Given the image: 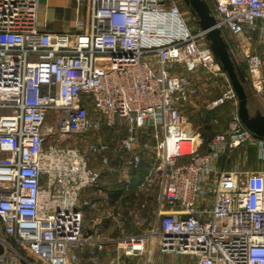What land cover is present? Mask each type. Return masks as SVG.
Masks as SVG:
<instances>
[{
	"label": "built area",
	"instance_id": "2783aa9c",
	"mask_svg": "<svg viewBox=\"0 0 264 264\" xmlns=\"http://www.w3.org/2000/svg\"><path fill=\"white\" fill-rule=\"evenodd\" d=\"M74 1L76 31L51 32L40 27V0H0V264H99L111 244L105 264H148L133 258L149 251L150 236L162 253L187 258L164 264H264V171L217 164L240 146L264 159V140L244 126L235 90L209 105L235 103L226 132L204 140L184 126L183 106L198 86L182 69L217 71L205 32L188 24L179 0ZM213 1L217 27L264 35V0ZM242 47L261 92L262 58ZM118 121L127 125L119 145L126 182L143 159L138 134L150 135L161 194L155 230L108 239L86 228L89 202L80 196L99 186L91 161L106 165L112 152L88 137ZM52 135L84 143L47 147Z\"/></svg>",
	"mask_w": 264,
	"mask_h": 264
},
{
	"label": "rangeland",
	"instance_id": "374dc122",
	"mask_svg": "<svg viewBox=\"0 0 264 264\" xmlns=\"http://www.w3.org/2000/svg\"><path fill=\"white\" fill-rule=\"evenodd\" d=\"M205 1V0H204ZM208 5H210L211 15L216 19H219L214 6V1L206 0ZM179 5L182 11L185 14V17L188 21V24L196 31L201 30L199 26V15L193 11L189 4H186L184 0H179ZM40 9V5H39ZM214 9V10H213ZM70 15V16H69ZM68 17L70 19L74 18V15L69 13ZM221 29V28H220ZM222 34L225 36L229 44L232 46L231 48L234 50V54L236 55L240 72L244 76L248 78V66L243 54V47L241 45L242 42L249 40L251 42V49L255 51L257 54L260 55L262 60L264 61V35L259 33L254 34H246L240 37L234 36L228 29L224 28L221 29ZM202 43H206L208 45V39L206 34L201 38ZM209 46V45H208ZM210 47V46H209ZM211 48V47H210ZM212 50V49H211ZM219 71H223L222 67L219 63ZM181 69V68H179ZM179 69H173V71H180ZM182 72H185L182 69ZM248 82V81H247ZM207 86V85H206ZM210 88V87H209ZM246 89L248 93H251V89L249 86V82L246 83ZM200 97V94L194 96V100ZM257 101V100H256ZM195 104H198L200 107L201 99L198 101H194ZM234 103V102H233ZM207 104V103H206ZM252 107L257 105L259 107V103H252ZM207 106V105H206ZM263 106V105H262ZM235 107V108H234ZM232 108H229V113L232 115L236 112V105ZM54 116L55 114L51 112L47 118V126H52L54 124ZM206 133L210 131L212 135V127H204ZM219 132V131H217ZM90 136L88 137L89 140H94L95 142H105L108 143L112 149L111 157L109 162L106 165H103L98 159L92 160L93 166L100 170L102 173L101 175V184L106 185V193L107 197V204L95 207L94 209H90V214L84 219L86 221L85 224L86 228L89 229L91 226L95 224L94 220H91L94 217H98L99 213L103 212V209H107V217L104 221L101 222L100 229L103 232L104 236L108 239H116L123 235H137V234H149L153 230L156 229L155 223L157 221V204L158 198L161 194V182L162 178L159 177L158 173L151 172V164L155 162L153 158V146H154V139L150 135H146L144 133L138 134V146L140 153L142 154V162L140 164L139 169L136 171L137 176L133 178L131 175V180L126 182L125 180V173L121 167L122 160L119 157L120 149L119 145L124 136L127 134V125L123 122H119L115 125L109 126L107 124H103L99 132H91ZM209 134V133H208ZM71 143L82 145L84 140H82L79 136L73 135L71 137L58 139L55 136H49L47 141V147L50 145H59L64 147L66 145H70ZM241 150L245 151L243 147H238ZM237 148V149H238ZM247 152V151H246ZM239 154L242 157L245 155L241 152ZM252 156V155H251ZM235 158V157H234ZM232 157V159H234ZM253 157H247L244 161L246 166L254 168L255 161L252 160ZM242 163V162H241ZM240 163V164H241ZM259 163V162H258ZM125 173V174H124ZM133 173V171H132ZM135 173V172H134ZM152 173V174H151ZM151 174V175H150ZM144 182V183H143ZM117 197L115 198V196ZM99 208V209H98ZM94 212V213H93ZM155 228V229H154ZM155 237L150 236V243H149V250L154 252L155 257H160L161 261L167 262H177V261H186V256L178 255V254H171V253H162L159 250L158 244L155 242ZM108 247L114 248L111 245ZM114 252V250H113ZM147 255H150V251L140 255V257L145 259ZM157 259V258H156ZM137 261V259H134ZM36 264H42L39 261H35Z\"/></svg>",
	"mask_w": 264,
	"mask_h": 264
},
{
	"label": "crops",
	"instance_id": "0c3cea01",
	"mask_svg": "<svg viewBox=\"0 0 264 264\" xmlns=\"http://www.w3.org/2000/svg\"><path fill=\"white\" fill-rule=\"evenodd\" d=\"M205 2L208 4L206 0ZM208 6L210 8V5ZM75 9H76V4L74 0H40V9H39L40 27L45 31H51V32H75L76 31L75 21H74L75 13H76ZM69 13L74 15L73 19H71V17L69 19L68 17ZM222 36L228 45V52L230 54L233 65L235 66V70L237 72L238 71L240 72L239 62H238L236 55L234 54V50L231 48L232 46L229 44L225 36L223 34ZM208 45L210 46L209 42H208ZM241 45L249 46L250 48L252 46L249 40L242 42ZM214 57L216 59L217 66H219V63H220L223 71H219L220 70L219 68H217L216 69L217 71L215 72L206 70L204 68H198L192 71L185 70V72L189 74L192 77V79L195 81V83L197 84L198 94H200V97L196 98L195 100L193 97L191 98L189 102L184 104L183 106V114L185 118L184 126H185L186 131L190 133H200L201 136L203 135L202 136L203 139L206 138V136L209 137L207 138V140L212 138L214 135L218 133L226 132L229 129V126L231 123V115L229 113L230 111L229 108H231V111H232V108L235 106V103H233L232 101H229L215 109L209 108L210 103L213 100L220 97L227 87L230 86L233 88L231 78L228 72L223 68L221 60L215 54H214ZM260 72L262 76V90H260L261 92H258L257 89L254 87L249 73H248V78H247L246 76L242 74V72H240L243 76V80L241 79L240 83L242 84L245 94L247 96L246 106H247V110H248L250 117H256L258 115L264 117V61L263 60H262V66H261ZM247 81L249 82L251 93H248V90L246 89V83H248ZM236 97H237V94H236ZM200 99H201L200 107H198L199 103L195 104L194 101L199 102ZM237 101H238V98H237ZM253 102L254 103L258 102L259 107L257 105H254V107H252ZM204 127L206 128L212 127L211 129V131L213 132L212 135L210 134V131H208L209 134L204 132L206 131ZM250 132L252 133L255 139L264 140V137L258 136L252 131ZM201 149L204 151L207 149V146L205 143L202 144ZM244 149L245 151L243 152V151H239L241 150L240 148L238 149L233 148L227 154L221 156L220 160L217 163L218 168L222 171H231V172H238V173L247 172V171H264V159L259 158L258 149L254 146H249L248 148H244ZM239 152L243 153L245 157L241 158V155L239 154ZM249 154H250V157H253L252 160L256 162V164H254L253 166L254 168L249 167V165L247 167L244 161H242V160H245L247 157H249ZM232 157L233 158L235 157V158L232 159ZM94 160H97V158H95ZM104 189L106 190V185L105 184L102 185L100 181L98 188L86 189L85 191L81 193V196H80L81 201L83 202L84 200H87L89 202L88 206L83 207L84 219L88 216V214H90V209L92 210L97 206H99L100 208V206L102 205L105 206V204H107L108 200L106 197V193L104 192ZM105 213H107L106 208L103 209L102 213H99L98 217L96 216L91 219L95 221L94 225L98 228L100 232H101V229H100L99 223L101 224V222L104 221V219L107 217ZM84 224H86L85 220H84ZM88 224L89 223H87L86 225ZM137 235H142V234H137ZM128 236H136V234L135 235H123L118 238H123V237H128ZM113 250L114 248L107 247L106 250L102 252V254L100 255L99 264H105L110 259H112L113 256L115 255V250L114 252ZM149 251H150V255H147L146 257V258H149L148 264L166 263L165 259L164 261H161L162 259L160 257L159 258L155 257L154 252L152 253L151 250ZM86 256H87V251L84 250L81 253V257L85 259ZM134 259H137V262L138 261L144 262V258L142 259L141 257H135L133 258V261H135ZM125 260L127 261L126 258Z\"/></svg>",
	"mask_w": 264,
	"mask_h": 264
},
{
	"label": "water",
	"instance_id": "95a60500",
	"mask_svg": "<svg viewBox=\"0 0 264 264\" xmlns=\"http://www.w3.org/2000/svg\"><path fill=\"white\" fill-rule=\"evenodd\" d=\"M193 11L199 15V26L205 32L210 43L212 52L221 60L223 68L228 72L233 88L238 98V114L243 124L253 133L264 137V117L258 115L250 117L247 110V96L240 83L243 80L242 74L235 70V66L228 52V45L225 42L221 29L217 27L216 19L211 15V10L204 0H184Z\"/></svg>",
	"mask_w": 264,
	"mask_h": 264
},
{
	"label": "trees",
	"instance_id": "16d2710c",
	"mask_svg": "<svg viewBox=\"0 0 264 264\" xmlns=\"http://www.w3.org/2000/svg\"><path fill=\"white\" fill-rule=\"evenodd\" d=\"M202 136H203V135H202ZM207 138H209V137L206 136V138H204V140H207ZM138 169H139V168H138ZM138 169H137V170H138ZM137 170H134V171H133V173H132V174H134V175H133V178L137 176V172H136ZM134 172H135V173H134ZM132 174H131V175H132ZM116 197H117V195L115 196V198H116Z\"/></svg>",
	"mask_w": 264,
	"mask_h": 264
}]
</instances>
